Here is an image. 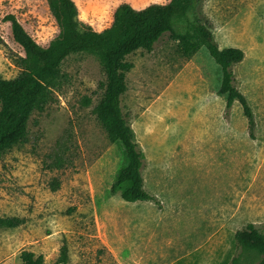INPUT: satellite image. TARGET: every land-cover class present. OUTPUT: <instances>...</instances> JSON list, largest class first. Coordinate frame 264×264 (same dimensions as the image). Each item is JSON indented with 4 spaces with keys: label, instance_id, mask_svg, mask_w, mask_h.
I'll use <instances>...</instances> for the list:
<instances>
[{
    "label": "rangeland",
    "instance_id": "374dc122",
    "mask_svg": "<svg viewBox=\"0 0 264 264\" xmlns=\"http://www.w3.org/2000/svg\"><path fill=\"white\" fill-rule=\"evenodd\" d=\"M169 1L75 0L80 19L98 31L123 2ZM202 10L221 48L245 52L234 84L254 112L253 133L242 104L228 109L218 93L222 70L207 48L186 56L166 33L152 51L127 56L134 66L121 99L154 199L110 195L127 157L94 112L105 71L95 55H69L55 101L33 112L27 138L0 157V216L26 219L0 228V264H24L23 250L63 264L64 246L65 264H231L236 255V264L258 263L261 255L238 247L235 233L249 223L264 232V0H202ZM8 14L43 46L61 18L58 0H0V73L13 77L24 54Z\"/></svg>",
    "mask_w": 264,
    "mask_h": 264
},
{
    "label": "trees",
    "instance_id": "16d2710c",
    "mask_svg": "<svg viewBox=\"0 0 264 264\" xmlns=\"http://www.w3.org/2000/svg\"><path fill=\"white\" fill-rule=\"evenodd\" d=\"M61 30L48 46L41 45L22 25L15 14L4 20L11 25L14 42L24 54L22 71L13 77L0 73V157L13 145L24 141L28 135L29 120L34 111H43L55 101L62 82V65L73 53L86 52L100 60L106 75L104 92L94 107V112L103 124L112 141L124 148L127 161L109 191L120 193L128 202L149 201L154 197L145 189L142 174L145 153L136 140V133L125 117L121 99L128 90L127 73L133 63L127 56L138 49L152 51L155 44L169 33L178 41L181 52L186 56L196 53L205 46L222 70L220 95H225L227 108L236 101L243 106L253 133L255 116L247 97L234 84L233 66L244 59L245 52L239 47L221 48L212 31L211 22L202 10V0H170L154 2L136 8L123 2L116 8L110 26L101 31L80 19L75 0H58ZM195 12L193 19L189 13ZM187 19L180 28L178 20ZM90 103V99L86 101ZM58 183L52 184L57 190ZM26 221L19 216H0V228H16ZM237 246L244 250H256L261 255L256 264H264V232L255 223H249L235 233ZM24 264H44V256L23 250L20 255ZM61 262L68 260L67 247L62 249ZM239 255L232 258L236 264Z\"/></svg>",
    "mask_w": 264,
    "mask_h": 264
},
{
    "label": "crops",
    "instance_id": "0c3cea01",
    "mask_svg": "<svg viewBox=\"0 0 264 264\" xmlns=\"http://www.w3.org/2000/svg\"><path fill=\"white\" fill-rule=\"evenodd\" d=\"M174 241V239H172Z\"/></svg>",
    "mask_w": 264,
    "mask_h": 264
}]
</instances>
